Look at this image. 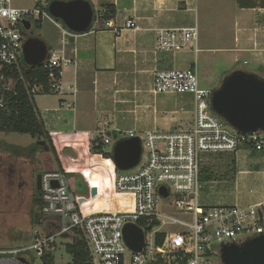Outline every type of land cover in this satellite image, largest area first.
I'll use <instances>...</instances> for the list:
<instances>
[{"label": "built area", "instance_id": "2783aa9c", "mask_svg": "<svg viewBox=\"0 0 264 264\" xmlns=\"http://www.w3.org/2000/svg\"><path fill=\"white\" fill-rule=\"evenodd\" d=\"M52 1L35 0L33 8H19L12 0H0V71L4 66L18 67L23 59L29 33L25 21L31 25L44 20L53 22L61 29L64 43L65 37L72 34L51 15ZM101 21L98 17L94 22L99 25ZM104 27H113L120 35L123 30L137 25L128 19L124 27L117 28L111 20H106ZM198 40L197 23L160 28L156 33L155 50L178 51L191 45L197 48ZM63 59L49 52L41 65L49 73L53 92L74 95L76 87L61 82L62 61H69ZM0 80L5 82V90H11L13 85L7 82L13 83L12 78L1 75ZM153 88L156 93L192 94L193 120L187 128L152 130L140 137L143 147L140 163L131 170L120 171L115 182L120 192L134 195L135 208L126 212L83 213L76 205L68 175L58 169L44 170L41 172L43 205L40 212L49 222L42 225L43 232L34 233L31 243L0 247V264H31V256L53 253L58 239L72 242L77 237L85 239L91 264H222V244H241L264 233V202L209 207L197 203L202 189L204 158L210 154L234 153L243 147L264 151V132L236 131L214 113L210 105L212 90L201 86L197 70H156ZM41 89L35 85L29 92L36 96ZM5 106L6 98L0 94V109ZM65 109L75 110L74 101L63 100L52 111L58 113ZM108 133L103 129L97 138L110 143ZM161 187L166 188L167 196L160 193ZM164 201L173 203L174 208L161 212L159 206ZM171 213L191 216L192 222ZM140 220H145L143 225ZM128 223L137 224L146 232V244L140 251L131 249L124 240L123 230ZM176 225L182 229L165 230ZM160 235H163L161 243Z\"/></svg>", "mask_w": 264, "mask_h": 264}, {"label": "crops", "instance_id": "0c3cea01", "mask_svg": "<svg viewBox=\"0 0 264 264\" xmlns=\"http://www.w3.org/2000/svg\"><path fill=\"white\" fill-rule=\"evenodd\" d=\"M88 1L95 13L113 5L116 14L109 20L115 27H124L128 19L134 20L137 27L118 35L113 27L95 24L85 33L67 35L64 43L61 29L50 21L58 31L55 43L51 46L39 38L56 56L69 60L62 61L61 82L76 87L74 95L35 96L51 136L53 131L65 129L85 134L93 142L103 129L118 132L120 137L130 132L141 137L152 130L189 127L193 120V95L156 93V70L193 69L199 74L200 67L202 87L212 86L213 90L236 68L264 76V0H247V6H241L239 0ZM191 23L199 27L197 48L191 45L178 51L155 50L157 30ZM44 95H55L58 101L40 107L37 99ZM63 100L74 101L75 110L53 112ZM109 138L111 149L115 140ZM0 142L10 144L1 139ZM229 155L233 156L234 172L221 176L202 163L198 205L248 206L264 202V151L243 147L234 153L210 154L204 160ZM107 159L110 158H104ZM226 198H231L232 203H225ZM126 211L131 210L116 212Z\"/></svg>", "mask_w": 264, "mask_h": 264}, {"label": "rangeland", "instance_id": "374dc122", "mask_svg": "<svg viewBox=\"0 0 264 264\" xmlns=\"http://www.w3.org/2000/svg\"><path fill=\"white\" fill-rule=\"evenodd\" d=\"M12 3L19 8L35 6V0H12ZM31 31L36 36L47 40L51 46L58 38V31L49 20L42 21L40 28L33 26ZM199 70V80L203 86V72L200 67ZM7 84L13 85L8 82ZM207 87L213 90L212 86L207 85ZM55 95L39 96L37 100L40 107L56 103L58 98ZM57 104L60 105L59 102ZM52 137L62 163L61 168L50 152L40 149L35 155L27 153L15 155L7 151L4 146H0V247H18L29 244L36 231L43 232V226L35 224V214L40 213V208L34 205V196L37 175L44 170L62 169L68 175L70 187L75 194L76 205L83 213L112 212L134 208V195L122 193L115 186L120 171L116 168L113 159L101 158L93 149L94 144L89 141L87 135H77L61 129L53 131ZM0 139L19 146L40 145L39 141L29 134L1 133ZM112 145L113 143L111 149ZM202 163L214 168L217 176L234 172L232 155L214 157L208 161L205 159ZM204 190L208 192L209 189ZM226 199L225 203H232L231 198ZM172 200L174 198L170 199ZM173 208L174 204L166 201L159 206L161 212H167ZM172 215L192 222L191 216L180 213ZM168 229L179 231L182 228L178 225L165 227V230ZM67 242L69 241L57 240L58 246L53 252L55 257L53 264H74L73 257L66 248ZM31 260V264H43L40 256H31Z\"/></svg>", "mask_w": 264, "mask_h": 264}, {"label": "water", "instance_id": "95a60500", "mask_svg": "<svg viewBox=\"0 0 264 264\" xmlns=\"http://www.w3.org/2000/svg\"><path fill=\"white\" fill-rule=\"evenodd\" d=\"M51 15L74 33H85L93 25L95 10L88 0H53L49 5ZM31 30V22L25 21ZM49 53L48 45L36 36H28L24 43L23 59L28 66H40ZM210 105L214 113L233 129L242 133L264 132V76L236 68L227 73L220 86L212 90ZM44 146L45 141H39ZM112 159L119 171H128L140 163L143 147L140 136L122 137L112 145ZM36 187L42 189L41 173ZM160 193L167 196L165 187ZM124 240L134 251L146 244V232L134 223L124 227ZM222 264H264V233L249 238L241 244H222Z\"/></svg>", "mask_w": 264, "mask_h": 264}, {"label": "trees", "instance_id": "16d2710c", "mask_svg": "<svg viewBox=\"0 0 264 264\" xmlns=\"http://www.w3.org/2000/svg\"><path fill=\"white\" fill-rule=\"evenodd\" d=\"M239 3L241 6L248 5L247 0H239ZM115 14L116 9L113 5H109L106 6L104 10H99L97 14H95L94 21L100 17L102 21L100 22L99 27H104V21L113 19ZM94 24L88 31L93 28ZM34 27L40 28L41 22H36ZM27 35L33 36L34 32L31 31L27 33ZM51 50V47H49V52H51ZM1 75H5L6 78H12L13 86L11 90L7 91L4 89L5 82L0 80V94H4L6 98L5 108L0 109V132L29 134L38 141H45L46 144L44 146L37 144L35 146L22 147L15 144L0 142V146H4L7 151L12 152L15 155H22L26 153L28 155H35L40 149L45 152H51L61 168L62 163L53 142V138L46 128L45 122L40 116L39 109L35 102V96L29 92L33 86L39 85L42 89L38 94H56L51 89L52 83L48 71L44 69L43 65L34 67L28 66L24 60L21 59L18 67L15 66L13 68H9L8 66H4L0 71V76ZM108 135L114 140L122 138L118 132L114 131L109 132ZM93 144V149L100 157L112 158V151L108 147L109 143L104 142L101 137L97 138L96 141H93ZM34 205L39 207L40 210L43 205L42 191L38 190L37 187L35 190ZM44 222L49 221L45 220L41 212L39 214H35V224L42 226L44 225ZM139 222L143 225L145 220H140ZM162 238L163 235H160L159 243L162 242ZM66 248L72 255L74 264H91L90 253L87 249V243L84 238L77 237L75 240H72V242H67ZM41 258L43 260V264H53L55 261L53 253L45 254Z\"/></svg>", "mask_w": 264, "mask_h": 264}, {"label": "flooded vegetation", "instance_id": "af4514ba", "mask_svg": "<svg viewBox=\"0 0 264 264\" xmlns=\"http://www.w3.org/2000/svg\"><path fill=\"white\" fill-rule=\"evenodd\" d=\"M31 26H32L31 28H33L34 25H31Z\"/></svg>", "mask_w": 264, "mask_h": 264}]
</instances>
